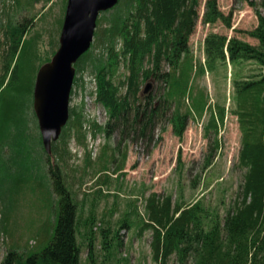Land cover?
<instances>
[{
    "label": "trees",
    "instance_id": "1",
    "mask_svg": "<svg viewBox=\"0 0 264 264\" xmlns=\"http://www.w3.org/2000/svg\"><path fill=\"white\" fill-rule=\"evenodd\" d=\"M199 1L119 0L102 11L104 26L94 33L100 52H94L96 45L92 43L74 63V83L76 74L90 64L94 100L108 115L104 126L91 122L93 128L109 136L121 124L123 133L132 130L144 134L171 102L174 107L169 121L174 134L183 135L187 114L179 103L190 84L188 68L181 62L189 53ZM244 1L255 8L258 22L248 35L257 40L256 44L216 33L204 39L208 68L217 61H253L261 68L253 78L234 81L235 114L241 130L239 164L245 168L242 190L222 216L200 200L172 203L170 195L159 198L151 194L145 204L146 217L138 220L141 231H152V258L159 264H165L172 255L180 264L190 256L193 264H264V0ZM202 20L210 24L222 20L230 26V17L219 9L217 0H205ZM32 21L7 22L5 31L6 48L0 66V163L12 169L16 178L11 187L9 181L0 179V204L7 215L17 195L29 188L47 209L48 217L36 233L40 238L34 247L20 251L13 245L0 264H80L79 204L60 161L71 128L81 131L82 115L69 108L70 125L62 128L59 138L51 143V152L46 153L40 132L32 129L37 118L31 104L37 69L51 58L37 61L35 38L25 37ZM155 81L165 86L158 100L152 95ZM128 216L121 218L118 229L109 226L104 233L113 234L111 241L115 238L114 243L103 241L111 251L118 245L119 229L130 225ZM4 221L5 217L0 231L7 230ZM91 254L90 249V258Z\"/></svg>",
    "mask_w": 264,
    "mask_h": 264
},
{
    "label": "rangeland",
    "instance_id": "2",
    "mask_svg": "<svg viewBox=\"0 0 264 264\" xmlns=\"http://www.w3.org/2000/svg\"><path fill=\"white\" fill-rule=\"evenodd\" d=\"M204 3L205 0L199 1L189 53L181 62L188 68L190 84L189 92L179 103L180 110L187 114L181 137L174 134L169 121L174 107L171 102L144 134L137 135L132 130L123 133L121 124L109 136L104 130L93 128L91 122L104 126L108 115L94 100L90 64L76 74L78 80L72 85L69 108L81 113L82 126L80 132L71 128L60 166L79 204L80 264H159L152 258V231H141L138 220L146 217L145 204L153 193L159 198L170 195L172 203L200 200L221 216L240 196L245 168L239 164L241 130L235 114L234 81L253 78L261 68L253 61H217L208 68L204 39L216 33L256 44L248 32L258 20L255 8L247 1L217 0L223 14L229 15L230 26L222 20L204 23ZM65 6L66 0H0V66L6 48L7 22L33 20L25 37L35 38L38 62L51 58L59 45ZM103 16L100 12L96 32L104 26ZM92 43L96 45L94 52L99 53L101 46L95 36ZM164 68L167 70V65ZM119 72L122 77L123 69ZM164 91L163 82H153L152 95L156 100ZM34 120L32 129L39 131ZM69 125L70 120L64 127ZM10 171L13 172L6 164L0 167V179L9 181V187L14 186L16 178ZM125 214L129 215L130 225L119 229L118 245L111 251L103 241H111L113 234L104 233L109 226L118 229ZM4 217L7 230L0 231V259L13 245L20 251L34 247L40 238L36 233L48 211L26 188L17 195L7 215L2 213L0 204V223ZM114 242L115 238L111 243ZM165 264L180 263L172 255ZM184 264H193V258L190 256Z\"/></svg>",
    "mask_w": 264,
    "mask_h": 264
},
{
    "label": "water",
    "instance_id": "3",
    "mask_svg": "<svg viewBox=\"0 0 264 264\" xmlns=\"http://www.w3.org/2000/svg\"><path fill=\"white\" fill-rule=\"evenodd\" d=\"M119 0H66L58 47L37 69L32 106L46 153L69 119V98L75 77L74 63L90 47L100 12Z\"/></svg>",
    "mask_w": 264,
    "mask_h": 264
},
{
    "label": "built area",
    "instance_id": "4",
    "mask_svg": "<svg viewBox=\"0 0 264 264\" xmlns=\"http://www.w3.org/2000/svg\"><path fill=\"white\" fill-rule=\"evenodd\" d=\"M95 88V87H94ZM95 90V89H94Z\"/></svg>",
    "mask_w": 264,
    "mask_h": 264
}]
</instances>
